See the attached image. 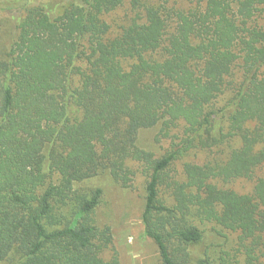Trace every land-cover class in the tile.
<instances>
[{"label":"trees","instance_id":"16d2710c","mask_svg":"<svg viewBox=\"0 0 264 264\" xmlns=\"http://www.w3.org/2000/svg\"><path fill=\"white\" fill-rule=\"evenodd\" d=\"M62 1L0 0L15 32L0 56V264H121L95 219L102 189L79 184L107 171L129 187L138 170L160 264H215L191 254L197 221L264 264V0ZM155 126L180 133L161 156L139 143ZM223 145L168 178L189 151ZM238 179L252 192L223 186Z\"/></svg>","mask_w":264,"mask_h":264},{"label":"rangeland","instance_id":"374dc122","mask_svg":"<svg viewBox=\"0 0 264 264\" xmlns=\"http://www.w3.org/2000/svg\"><path fill=\"white\" fill-rule=\"evenodd\" d=\"M38 1L34 0V3ZM69 1L71 0H63L62 3L66 4ZM170 1L178 4L182 0ZM130 17L131 12L127 5H124L111 12L107 19L112 25V31L115 32L117 26L130 20ZM13 23L10 13L0 10V56L14 36ZM226 99L227 94L219 99L217 106L224 104ZM179 135L176 129L170 130L167 134L160 133V127L155 126L139 132V143L143 148L152 151L155 156H161L172 148L173 143L178 142ZM227 150L225 145L205 150H191L172 163L167 170L168 178L182 179L183 164L186 161L204 163L213 158L219 159ZM132 165L138 167L136 164ZM147 179V176L138 170L131 186L122 187L111 178L107 171H104L79 184L85 188L100 187L102 189V200L95 211V219L100 226L108 225L111 228L112 249L117 253L121 264H160L157 245L145 234L142 221ZM254 183L255 180L238 179L224 183L223 186L241 193H250ZM159 197L167 204H172V199L163 186L160 187ZM197 225L203 231V239L190 250L194 259L208 255L215 264H244V255L239 248L235 233L210 221H197Z\"/></svg>","mask_w":264,"mask_h":264}]
</instances>
